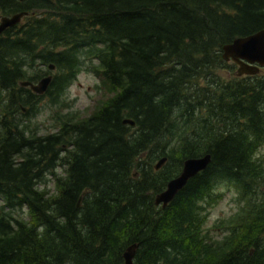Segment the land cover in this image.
Returning <instances> with one entry per match:
<instances>
[{"label":"trees","instance_id":"trees-1","mask_svg":"<svg viewBox=\"0 0 264 264\" xmlns=\"http://www.w3.org/2000/svg\"><path fill=\"white\" fill-rule=\"evenodd\" d=\"M24 11L0 37V264H125L132 245L134 264H264V68L238 76L222 55L264 29V0H0V15ZM84 69L105 93L64 112ZM49 75L44 94L21 85ZM45 99L58 117L42 133ZM221 183L240 212L217 239Z\"/></svg>","mask_w":264,"mask_h":264},{"label":"water","instance_id":"water-1","mask_svg":"<svg viewBox=\"0 0 264 264\" xmlns=\"http://www.w3.org/2000/svg\"><path fill=\"white\" fill-rule=\"evenodd\" d=\"M28 12H20L11 16L0 15V37L10 27L17 25ZM223 58L225 61H232L237 65L236 75H254L264 68V29H261L253 34L238 37L232 43L223 46ZM54 69V65H50ZM52 76H46L34 83L31 81L21 82L23 86H30L31 89L38 94H43L47 91ZM126 124L135 125V121L126 118ZM167 160L163 157L157 164L156 169H159ZM211 161V154H205L200 157L187 158L183 163L181 173L171 179L166 189L156 195V205L166 207L176 196V194L188 183V181L196 176L201 171L207 169ZM136 245L129 246L124 253L125 264H134Z\"/></svg>","mask_w":264,"mask_h":264},{"label":"rangeland","instance_id":"rangeland-1","mask_svg":"<svg viewBox=\"0 0 264 264\" xmlns=\"http://www.w3.org/2000/svg\"><path fill=\"white\" fill-rule=\"evenodd\" d=\"M236 70L237 67H234L232 72L236 73ZM219 73L226 77L230 76V70L224 72L220 71ZM98 84H100L98 76H96L92 71L84 69L74 80L72 85L69 86L66 93L67 108L63 109L64 112H71L74 114L91 113L92 110H94L95 105L99 103L106 90L104 88L98 89ZM55 110L56 108L51 106L46 99L43 100L40 111L33 118L32 125H36L38 130L42 133L51 131L57 126L58 113ZM24 111L26 110L24 109ZM173 155L176 159L180 158L178 151H175ZM164 164L162 166H164ZM48 186L53 189L54 182H50V184L48 183ZM218 190L220 194L216 197L217 201L215 204L209 208L207 218V225L214 226L219 220V223L222 226L221 230L216 229L211 232V234L217 239L222 237L223 232L227 231V227H229L230 222L232 224V220L235 216H237L238 212H240L236 190L226 183L219 184ZM222 220L225 222L221 223ZM233 223L235 225L238 224L236 221Z\"/></svg>","mask_w":264,"mask_h":264}]
</instances>
